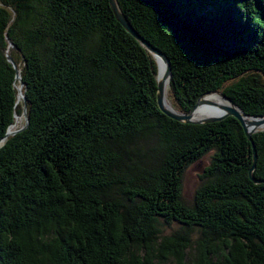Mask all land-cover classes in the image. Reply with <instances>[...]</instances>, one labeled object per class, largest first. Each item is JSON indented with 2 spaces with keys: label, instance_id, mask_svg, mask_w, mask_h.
Returning a JSON list of instances; mask_svg holds the SVG:
<instances>
[{
  "label": "trees",
  "instance_id": "trees-1",
  "mask_svg": "<svg viewBox=\"0 0 264 264\" xmlns=\"http://www.w3.org/2000/svg\"><path fill=\"white\" fill-rule=\"evenodd\" d=\"M118 3L169 56L177 110L220 91L264 116V0ZM8 54L29 122L5 138L24 107ZM157 74L109 0H0V264H264V131L256 183L240 122L168 117Z\"/></svg>",
  "mask_w": 264,
  "mask_h": 264
},
{
  "label": "water",
  "instance_id": "water-1",
  "mask_svg": "<svg viewBox=\"0 0 264 264\" xmlns=\"http://www.w3.org/2000/svg\"><path fill=\"white\" fill-rule=\"evenodd\" d=\"M110 6L113 10V13L116 17V19L120 22V24L135 38L137 39L142 46H144L155 58L157 64H158V74H157V93H156V100L159 109L166 114L168 117L179 121L183 123H188V124H207V123H214L218 121H222L227 117H234L236 118L240 124L242 125L246 136L248 139L251 141L253 144V154H254V162L253 166L250 169V178L256 182H262L259 179H256L253 176V170L256 167V161H257V151L253 139V134L256 132L264 131V128L262 125H264V116H254V115H248L246 114L243 110H241L235 103L234 101L229 98L226 94L220 92V91H209L204 94H202L199 99L197 100L196 104L187 112H181L177 110L175 107L171 108L167 105L166 103V98H167V92H166V81L167 79L170 80L171 75H172V63L169 58V56L159 49L158 47L154 46L152 43H150L148 40H146L137 30L133 27L131 22L128 20V18L125 16L123 11L120 8V5L118 3V0H109ZM8 60L11 62V64L14 66V68L17 70V78L20 81V86L18 87L19 90V100L22 99L24 102V107H23V112L22 115L24 116L25 123L21 128H18L14 131H7V134L5 136L8 137L9 135H13L18 131H21L24 129L28 122L29 118L27 116V106H26V97L25 94L22 91L23 87V81L22 77L20 75V71L18 69L17 64L15 63L14 59L8 54L7 55ZM160 63L163 64L164 70L162 74L160 75ZM209 93H216L226 99L228 101V105H219L218 108L221 110L220 114L217 115H209L206 117L202 118H195V110L196 108L202 103H208L204 101V96ZM10 128V127H9Z\"/></svg>",
  "mask_w": 264,
  "mask_h": 264
},
{
  "label": "rangeland",
  "instance_id": "rangeland-1",
  "mask_svg": "<svg viewBox=\"0 0 264 264\" xmlns=\"http://www.w3.org/2000/svg\"><path fill=\"white\" fill-rule=\"evenodd\" d=\"M15 123H17V128H21L25 123L24 116L21 115L19 121L15 120ZM208 164H209V157L206 156L202 158L200 161L192 164L185 172L183 177L182 195L186 202L188 203L192 202L195 191L198 188L201 181L200 175L202 174L204 168ZM173 227H176V225H174ZM166 230L167 232H169L171 231V228L168 227L166 228Z\"/></svg>",
  "mask_w": 264,
  "mask_h": 264
},
{
  "label": "bare ground",
  "instance_id": "bare-ground-1",
  "mask_svg": "<svg viewBox=\"0 0 264 264\" xmlns=\"http://www.w3.org/2000/svg\"><path fill=\"white\" fill-rule=\"evenodd\" d=\"M164 70V66L162 63H160V75L162 74ZM169 81L167 79L166 81V92H167V98H166V103L169 107L173 108V104L168 96V89H169ZM204 101L208 102V103H201L195 110V114L194 117L195 118H202V117H206L209 115H217L221 113V110L218 108L219 105H228V101L226 99H224L223 97H221L220 95L216 94V93H209L206 94L204 96ZM21 116H19L18 114L16 115V120L19 121ZM262 127L264 128V125H262ZM17 128V123H13L10 128L9 131H14ZM18 129V128H17Z\"/></svg>",
  "mask_w": 264,
  "mask_h": 264
}]
</instances>
